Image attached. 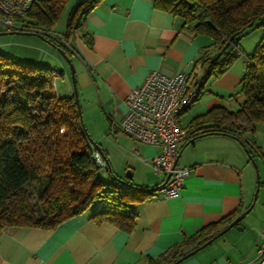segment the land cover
Here are the masks:
<instances>
[{"label":"crops","instance_id":"crops-1","mask_svg":"<svg viewBox=\"0 0 264 264\" xmlns=\"http://www.w3.org/2000/svg\"><path fill=\"white\" fill-rule=\"evenodd\" d=\"M61 33L52 32L57 40ZM210 42L206 35L184 31L180 20L160 9L156 0H101L73 41L66 44L78 97L90 117V126L108 127L110 132L113 126L111 134L118 138L123 133L118 127L130 90L155 69L166 74H191ZM37 59L38 64L42 62ZM227 70L201 89L187 122L214 106L230 111L238 108L243 97L229 96L235 94L242 73ZM61 75L67 86L56 87L52 76L54 93L73 95L64 66ZM213 84L218 91L213 90ZM181 125L186 128V124ZM118 139L124 144V162L112 161L113 173L118 176L121 168H131L138 186L155 188L162 184L164 175L154 172L151 165L159 148L124 136ZM186 141L178 145L177 166L189 169L179 195L165 198L157 189L146 200L134 201L130 232L110 221H96L92 214L100 202L97 208L86 212L87 208L52 229L5 228L0 234V264H148L185 236L255 204L259 199L257 190L253 193L255 173L264 169V124H256L254 133L245 132L240 140L229 134H209L191 143ZM104 154L109 162L106 149ZM262 223L264 198L254 215L248 213L238 223L241 230L228 229L178 264H257L255 247Z\"/></svg>","mask_w":264,"mask_h":264},{"label":"trees","instance_id":"trees-1","mask_svg":"<svg viewBox=\"0 0 264 264\" xmlns=\"http://www.w3.org/2000/svg\"><path fill=\"white\" fill-rule=\"evenodd\" d=\"M69 1L33 0L20 19L21 31L48 38L70 57L66 44L101 0H77L57 40L52 30ZM156 5L175 15L184 31L211 39L191 71L200 90L207 79L221 76L241 55L238 40L264 25V0H156ZM245 56L240 90L229 96L243 97L238 108L230 111L218 105L190 119L186 143L209 134H229L240 140L243 133H254L256 124H264V40ZM53 73L51 67L23 63L0 52V234L8 227L52 229L95 201L101 202L92 214L96 221H110L130 232L135 219L131 204L146 200L160 185L123 186L98 176L97 151L80 121L74 96L54 93ZM105 164L113 172L109 162ZM241 212L236 210L185 236L148 264H172Z\"/></svg>","mask_w":264,"mask_h":264},{"label":"built area","instance_id":"built-area-1","mask_svg":"<svg viewBox=\"0 0 264 264\" xmlns=\"http://www.w3.org/2000/svg\"><path fill=\"white\" fill-rule=\"evenodd\" d=\"M33 0H0V24L7 30H21ZM201 90L196 79L186 71L166 74L152 70L145 80L130 90L126 97V111L119 129L135 141L156 146L159 152L153 156L151 165L156 173H162L166 182L158 191L165 198L178 196L184 179L189 173L186 167L175 164L178 145L188 136L187 128L181 125V115L197 100ZM111 132L114 131L111 126ZM98 152L95 159L103 164ZM257 264H264V223L259 230L255 247Z\"/></svg>","mask_w":264,"mask_h":264},{"label":"rangeland","instance_id":"rangeland-1","mask_svg":"<svg viewBox=\"0 0 264 264\" xmlns=\"http://www.w3.org/2000/svg\"><path fill=\"white\" fill-rule=\"evenodd\" d=\"M77 0H70L69 4L62 15V17L59 19L57 24L54 26L52 32H54L56 35L58 33H61L65 30L66 28V21H67V15L70 9L71 4H75ZM8 31L6 28H4L3 25L0 24V32ZM54 34V35H55ZM264 40V25L258 26L256 28H253L248 31L246 35L241 37L238 40V47L242 51L241 55L231 64L228 70H231V72L235 73H242L241 77L244 73V70L246 68V61L247 58L245 55L250 54L255 51L259 43ZM0 52L3 53L4 55H10L14 57L16 60L23 62V63H34L38 64L36 62V59L39 58L42 60L40 65L51 67L54 70L53 77L55 80L56 87L62 86L63 89L66 88V80L65 78H62V75L60 74L62 72L63 66L67 70V73L69 74L70 80H68L69 84H71V68L69 63L63 58L62 54L57 50V48L52 45L49 42L48 38H42L37 34H30V33H5V34H0ZM58 59H54V58ZM38 61V59H37ZM227 70V71H228ZM199 76L201 77L200 71H198ZM238 79L237 82V89L236 92L238 93L240 90V79ZM215 78H209L205 81L204 83V88H206V85L211 84V82ZM213 90L218 91L216 84H213ZM57 92L61 93L59 89L57 88ZM235 92V93H236ZM80 102V98H79ZM242 102V101H241ZM240 102V103H241ZM81 106V103H80ZM81 112H82V118L83 122L85 125V128L87 129L88 134L90 137L96 142L101 148L104 150L106 149L108 159H109V164L110 168L114 172L111 163L116 162L118 164L119 162H124L123 161V151L122 147H124V144L121 143V141L118 139L120 136H124L128 139L126 135L123 133H119L118 138L114 137L113 134H111L110 130L108 127L101 128L99 126H95L92 128L90 126V117L88 116L87 111H83L82 106H81ZM193 115V108L190 107L185 113L181 115V122L182 124L187 125L188 118ZM95 122H97L96 119H94ZM185 125V126H186ZM99 139V140H98ZM127 151V150H126ZM104 162V161H103ZM116 164H114V167H117ZM122 167V165H120ZM133 172L131 168H126L123 170H118L119 175L117 176L113 172H109L106 170L105 164L100 165L99 170H98V176L105 180L107 183L108 182H115L116 179H123L128 181L130 184L138 186L136 183H138L137 177L135 178L132 175L131 179H126V173L127 172ZM258 172V171H257ZM257 176L259 177V183L260 186H257ZM117 182V181H116ZM254 190L253 193L256 192L259 195V199L255 200V204H253V207L249 213L251 215L256 213V210L259 208L261 205L262 198H264V169H261L260 172H258V175L255 173V178H254ZM260 192V194H259ZM257 195V196H258ZM31 201H35V197L31 195L30 197ZM100 205V201H95L89 209L86 210H93L97 208Z\"/></svg>","mask_w":264,"mask_h":264},{"label":"water","instance_id":"water-1","mask_svg":"<svg viewBox=\"0 0 264 264\" xmlns=\"http://www.w3.org/2000/svg\"><path fill=\"white\" fill-rule=\"evenodd\" d=\"M5 33H30V34H35V33H32V32H28V31L26 32V31H21V30H8V31L0 32V34H5ZM55 47L57 48V50L62 54L63 58L70 65V68H71V84H72L73 96H74V100H75V103H76V106H77V110H78V113H79L80 121H81V123H82V125H83V127H84V129L86 131V135H87L89 141L93 144V146L96 149V151L99 153V155L103 159V161L105 163H108V160H107L106 156L104 155L101 147L96 142H94V140L88 134L87 129L85 128V125H84V122H83V118H82V112H81V106H80V102H79V97H78V89H77V85H76V78H75V75H74L73 63L71 62L70 58L65 54V52L60 47H58V46H55ZM178 158H179V153H178L177 158L175 160V164H177ZM125 177L128 180L131 179L132 178V172H129L128 171L126 173V176ZM169 177H170V173L166 175V177L164 179V182H166ZM116 181L119 182L123 186H128V184H129L128 181L123 180V179H116ZM252 206H253V202L250 204V206H248V208H246L244 211H242L237 217H235L225 228H223L222 230H220L216 235H214L212 238H210L209 240H207L206 242H204L203 244H201L197 248H194L193 250L187 252L186 254H184L183 256H181L180 258H178L172 264H178L181 261H183L184 259H186L189 256L193 255L199 249L203 248L204 246H206L207 244H209L212 240H214L217 237L221 236L228 229H230L232 227H235L236 229L241 230L242 229V226H239L238 223L250 212Z\"/></svg>","mask_w":264,"mask_h":264}]
</instances>
